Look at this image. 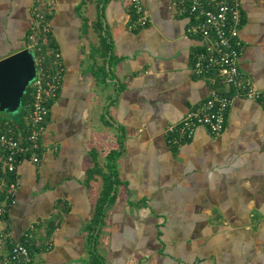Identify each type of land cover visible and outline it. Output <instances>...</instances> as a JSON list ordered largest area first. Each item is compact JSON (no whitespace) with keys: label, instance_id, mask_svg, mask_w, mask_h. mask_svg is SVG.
<instances>
[{"label":"crops","instance_id":"0c3cea01","mask_svg":"<svg viewBox=\"0 0 264 264\" xmlns=\"http://www.w3.org/2000/svg\"><path fill=\"white\" fill-rule=\"evenodd\" d=\"M172 1L143 0L150 21L132 29L129 0H0V59L29 48L38 6L64 68L5 224L15 240L35 225L36 264H264V105L238 96L221 134L199 126L169 143V126L228 89L193 72L203 44ZM242 8L240 67L264 90V0ZM25 119L0 126L25 134ZM112 164L115 199L97 224Z\"/></svg>","mask_w":264,"mask_h":264},{"label":"built area","instance_id":"2783aa9c","mask_svg":"<svg viewBox=\"0 0 264 264\" xmlns=\"http://www.w3.org/2000/svg\"><path fill=\"white\" fill-rule=\"evenodd\" d=\"M242 2L172 1L175 11L191 20L186 34L199 38L203 44V48L194 56L193 72L212 78L215 82L219 80L228 87L224 90L213 89L204 102L190 110L180 122L169 126L168 141L173 146L191 139L199 126L208 128L212 134H221L226 127L229 109L238 96L260 101L264 105V90H258L252 78L240 67V56L244 50L241 36ZM129 3L134 13L130 28L147 26L150 19L143 0H129ZM35 12L38 25L29 36V48L35 54L37 76L30 85L33 100L25 119V134H15L8 121L0 126V264H36L29 245L35 225L30 226L23 239L15 240L5 224L8 222L9 206L13 204L20 187L17 177L20 164L25 159L39 162L41 152L45 150L41 142L43 126L51 112V99L59 94L63 80L64 68L60 52L55 53L52 65L44 63L42 45L48 42L50 22L40 7L37 6ZM9 175L12 178L9 179Z\"/></svg>","mask_w":264,"mask_h":264},{"label":"water","instance_id":"95a60500","mask_svg":"<svg viewBox=\"0 0 264 264\" xmlns=\"http://www.w3.org/2000/svg\"><path fill=\"white\" fill-rule=\"evenodd\" d=\"M37 76L34 52L24 48L0 59V111L16 113ZM114 192V191H113Z\"/></svg>","mask_w":264,"mask_h":264},{"label":"trees","instance_id":"16d2710c","mask_svg":"<svg viewBox=\"0 0 264 264\" xmlns=\"http://www.w3.org/2000/svg\"><path fill=\"white\" fill-rule=\"evenodd\" d=\"M47 38H48V42L42 45L43 60L47 66H50L53 63L56 47H55L54 39L52 38L50 34H48ZM36 54L38 55V51H36ZM32 100H33L32 88L29 87L28 91L24 94L22 98V103H21L19 110L16 113H14L15 115H13L14 116L13 123L19 126L23 125V119L24 117H26V115L30 111V105L32 104ZM16 115L20 117L19 120L15 119ZM115 154H113L112 156L115 157ZM7 177H9L10 179L12 178V175H9ZM118 181H119V178H118L116 167L114 164H112L110 167V174L105 178L104 188H103L101 199H100L101 203L98 208L97 224L103 221V216L106 212L107 207L115 199V194H112V192L114 191L116 184H118ZM93 240L95 241L97 240L96 234H93ZM97 257H98V260L101 261V257L100 256H97Z\"/></svg>","mask_w":264,"mask_h":264},{"label":"rangeland","instance_id":"374dc122","mask_svg":"<svg viewBox=\"0 0 264 264\" xmlns=\"http://www.w3.org/2000/svg\"><path fill=\"white\" fill-rule=\"evenodd\" d=\"M3 114H4L5 117H7V118H13V115H15L13 112H10V111H3V113L0 112V121H1V119H2V117H3ZM15 119L19 120L20 117H19L18 115H16V116H15Z\"/></svg>","mask_w":264,"mask_h":264}]
</instances>
